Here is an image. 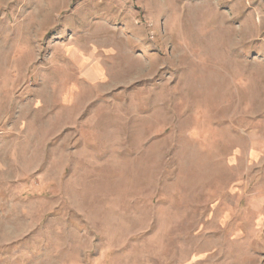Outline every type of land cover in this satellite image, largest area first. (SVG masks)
<instances>
[{"label": "rangeland", "instance_id": "1", "mask_svg": "<svg viewBox=\"0 0 264 264\" xmlns=\"http://www.w3.org/2000/svg\"><path fill=\"white\" fill-rule=\"evenodd\" d=\"M263 246L264 0H0V264Z\"/></svg>", "mask_w": 264, "mask_h": 264}, {"label": "crops", "instance_id": "2", "mask_svg": "<svg viewBox=\"0 0 264 264\" xmlns=\"http://www.w3.org/2000/svg\"><path fill=\"white\" fill-rule=\"evenodd\" d=\"M212 264H264V246L262 250L238 254L235 258H229V255L220 254L218 259L212 260Z\"/></svg>", "mask_w": 264, "mask_h": 264}]
</instances>
